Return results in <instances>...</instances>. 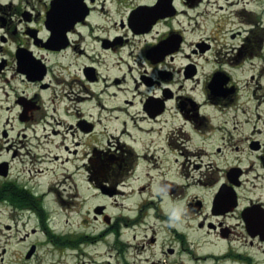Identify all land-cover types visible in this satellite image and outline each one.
Here are the masks:
<instances>
[{
	"label": "flooded vegetation",
	"instance_id": "1",
	"mask_svg": "<svg viewBox=\"0 0 264 264\" xmlns=\"http://www.w3.org/2000/svg\"><path fill=\"white\" fill-rule=\"evenodd\" d=\"M0 238L264 264V0H0Z\"/></svg>",
	"mask_w": 264,
	"mask_h": 264
},
{
	"label": "rangeland",
	"instance_id": "2",
	"mask_svg": "<svg viewBox=\"0 0 264 264\" xmlns=\"http://www.w3.org/2000/svg\"><path fill=\"white\" fill-rule=\"evenodd\" d=\"M87 207L89 208V203L87 205ZM60 227L62 226L61 224L59 225ZM2 238H0V248L2 246ZM44 259L47 260V262H52V263H56L57 261H60V263L64 262V257L61 256L58 252L54 251V252H48V253H44ZM105 258H103L102 260H104ZM98 261H100V258H97Z\"/></svg>",
	"mask_w": 264,
	"mask_h": 264
},
{
	"label": "snow or ice",
	"instance_id": "3",
	"mask_svg": "<svg viewBox=\"0 0 264 264\" xmlns=\"http://www.w3.org/2000/svg\"><path fill=\"white\" fill-rule=\"evenodd\" d=\"M70 26V25H69Z\"/></svg>",
	"mask_w": 264,
	"mask_h": 264
}]
</instances>
